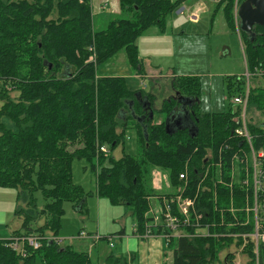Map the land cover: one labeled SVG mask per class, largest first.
<instances>
[{
    "label": "trees",
    "instance_id": "16d2710c",
    "mask_svg": "<svg viewBox=\"0 0 264 264\" xmlns=\"http://www.w3.org/2000/svg\"><path fill=\"white\" fill-rule=\"evenodd\" d=\"M92 1L0 0V188L17 190L15 216L21 226L11 240L27 235L42 239V247L26 250L25 256L9 247L10 239L0 240V264H92L87 253L58 244L65 203L80 213L86 209L88 195L73 180V163L78 159L90 162L98 198L127 207L140 235L150 226L156 229L152 198L162 204L166 196L149 188L153 169L168 170L173 186L187 183L186 196H198L199 211L207 217L203 226L211 223V233L217 235L174 237L168 230L163 260L170 251L172 264L218 261L232 245L233 234L251 230L236 225L228 211L244 207L245 189L237 181L232 187L217 184L221 178L230 182L234 171L243 176L245 158L250 157L251 145L235 134L241 126V109L202 113L197 77H176L171 84L176 94L158 110L155 95L130 90L124 78L99 77V66L122 51L131 68L143 74L139 39L153 28L166 35L170 18L187 0H118L122 15L100 30L95 28ZM244 1L220 0L217 11L222 10L229 30L242 38L250 82L254 80L249 88L248 129L259 153L264 150V123L252 120L253 114H264V27L255 26L250 34L240 30L236 8ZM229 90L240 96L245 82L230 81ZM181 108L190 125L177 117ZM156 112L165 120L155 121ZM130 136L134 155L126 151ZM101 147L110 155L101 153ZM116 149L122 157L112 156ZM260 168L264 171V160ZM183 174L188 182L180 178ZM38 191L46 200L42 209L35 198ZM221 212L225 225L220 224ZM243 218L237 214L238 220ZM184 232L197 230L190 226ZM242 244L239 239L237 245ZM244 252L247 264H255L254 243L248 242ZM261 252L264 262V245ZM133 260L111 253L105 264ZM234 260L230 253L224 264Z\"/></svg>",
    "mask_w": 264,
    "mask_h": 264
},
{
    "label": "rangeland",
    "instance_id": "374dc122",
    "mask_svg": "<svg viewBox=\"0 0 264 264\" xmlns=\"http://www.w3.org/2000/svg\"><path fill=\"white\" fill-rule=\"evenodd\" d=\"M92 4L97 30L105 28L109 22L122 15L118 0H93ZM182 8H184L182 13L178 11L170 18L166 35L158 37L156 35L158 29L153 28L148 32V37L140 39L139 55L144 61L143 74L138 75L131 68L125 51H122L99 66L98 76L124 78L130 90H144L147 94L155 95L157 110L164 100L176 94L171 87L176 77H197L201 84L199 102L202 113L213 114L235 110L236 94L229 90L230 81L235 85L237 80H243L245 90L250 88V83L254 84V80L250 82V77L247 75L249 73L241 36L229 30L225 15L222 10L217 11L218 2L214 0H187ZM253 115V124L264 123V114ZM177 117L182 118L184 124H191V119L187 117L184 108L178 111ZM249 117H251L250 108L246 116L247 123ZM164 120L163 115L155 113V121ZM125 146L129 154H136L132 136L126 140ZM112 156L120 158L122 153L116 149L112 152ZM73 180L74 184L83 188L88 199L83 213L76 212L71 203H65V215L58 236L61 247L69 245L77 252L87 253L92 264H105L107 256L111 253L124 255L130 260L134 258L130 264L165 262L172 264L170 251L165 261L161 250L157 252L148 243L150 240H161L165 248V240L161 238L139 240L134 235L135 223L129 209L124 206H113L109 200L98 198L96 175L92 172L90 162L84 159L74 161ZM170 182L168 170L154 168L149 188L158 195H166L163 198L164 202L165 199L172 198L177 189H180V186H173ZM35 198L39 208L42 209L46 205L42 192L38 191ZM161 205L157 198H152L151 215L154 218H158ZM17 208V190L0 188V240H9L11 233L20 224L21 221L15 216ZM43 222L44 219L39 224ZM155 222L161 224L158 220ZM81 234H83L82 238H80ZM210 234L211 237L216 235ZM106 238L111 239L108 241ZM238 241L234 239L232 245L227 246L219 254V260L211 264H224L226 255L230 253L235 255L234 261L242 263L248 259L244 252L247 245L243 249L241 245H237Z\"/></svg>",
    "mask_w": 264,
    "mask_h": 264
},
{
    "label": "built area",
    "instance_id": "2783aa9c",
    "mask_svg": "<svg viewBox=\"0 0 264 264\" xmlns=\"http://www.w3.org/2000/svg\"><path fill=\"white\" fill-rule=\"evenodd\" d=\"M238 6L239 5L237 3V7ZM194 15H196V13ZM247 75L250 77V74ZM249 94V89H247L245 90L244 94L234 97V105L241 109V115L238 118V122L241 124V126L235 130V134L245 139L251 145L250 157L246 156L245 158L246 165L243 170L244 174L243 176H240L236 171H234L231 175L230 182H226L221 178L217 184L219 183L225 187H232L233 183L237 181L247 192L246 203L244 207L235 208L232 206L230 209H228V211L237 221L238 224L236 223V225H240L242 227L250 226L251 230L240 234H233L231 237H233L235 240H244L243 244L241 245L243 249L248 242L254 243V253L256 255L255 264H264V262H262L263 255L261 252L262 246L264 245V197L261 198V195H264V171L260 168L261 160H264V150L257 153L252 147V137L250 135L246 120ZM100 152L105 156L110 155V152L106 147H101ZM180 178L185 180V182H188L187 174L181 175ZM251 187L253 189L252 192H250ZM187 191V183H185L184 186H180V189H177L172 198L164 200L160 207L158 218H155V221L158 220L161 222V224H158L157 222L153 223V226L156 227V229H153L150 226L146 230L145 234L140 235L137 233L135 227V236L141 240L161 238L165 241H168L170 235L167 234V231L170 230L172 232L171 236L174 237H210L211 223H207L205 226H203L202 221L207 217L199 211L198 206L200 202L198 201V196H186ZM215 200H217V197ZM151 212H153V210H151ZM238 213L244 215L242 220L237 219ZM220 224L225 225L224 212H221ZM212 225H215V223H212ZM190 226L197 230L195 234H186L184 232L186 227ZM82 237L83 234L80 235V238ZM59 240L58 244H60ZM8 245L18 254L25 256L26 250L28 249H40L42 247V239L37 235L14 237L12 240L10 238ZM239 264L241 263L239 262Z\"/></svg>",
    "mask_w": 264,
    "mask_h": 264
},
{
    "label": "water",
    "instance_id": "95a60500",
    "mask_svg": "<svg viewBox=\"0 0 264 264\" xmlns=\"http://www.w3.org/2000/svg\"><path fill=\"white\" fill-rule=\"evenodd\" d=\"M237 17L242 32L250 34L255 26L264 27V0H245L237 7Z\"/></svg>",
    "mask_w": 264,
    "mask_h": 264
},
{
    "label": "crops",
    "instance_id": "0c3cea01",
    "mask_svg": "<svg viewBox=\"0 0 264 264\" xmlns=\"http://www.w3.org/2000/svg\"><path fill=\"white\" fill-rule=\"evenodd\" d=\"M214 1H216V2H219V1H217V0H214ZM103 6V5H102ZM184 11V8H183V10L181 11V13ZM196 13V12H195ZM156 35L159 37L160 35H158L157 33H156ZM156 36V37H157ZM144 37H148V35H146V36H144ZM161 37H163V36H161ZM142 38V37H141ZM140 38V39H141ZM140 39H139V41H138V46L140 47ZM77 212V211H76ZM83 213V212H82ZM21 224V223H20ZM20 224L17 226V229H15V230H18L19 228H20ZM14 230V231H15ZM11 235H12V233H11ZM148 243H149V245H150V247L151 248H154L155 250H157V252L159 251V250H161V252L163 253V251L165 250V248H164V242L162 243L161 242V240H150V241H148ZM235 262V264H237V263H239V262H237V261H234ZM248 263V260L246 259L245 261H243L241 264H247Z\"/></svg>",
    "mask_w": 264,
    "mask_h": 264
}]
</instances>
